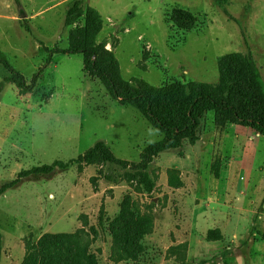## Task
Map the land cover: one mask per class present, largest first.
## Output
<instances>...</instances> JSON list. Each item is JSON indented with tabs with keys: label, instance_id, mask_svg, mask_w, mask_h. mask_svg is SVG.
<instances>
[{
	"label": "rangeland",
	"instance_id": "1",
	"mask_svg": "<svg viewBox=\"0 0 264 264\" xmlns=\"http://www.w3.org/2000/svg\"><path fill=\"white\" fill-rule=\"evenodd\" d=\"M22 1L24 14L0 0V52L31 84L49 50L70 48L85 15L65 26L71 0ZM84 1L102 16L95 42H107L125 79L217 83L218 60L231 52L251 54L264 78V0ZM175 9L191 12L194 26L175 25ZM8 75L0 64V186L99 140L130 165L73 164L2 193L0 264H23L49 232L72 234L85 264H264V135L236 123L218 128L207 111L196 141L153 157L149 189L131 164L165 135L87 74L83 54H53L27 92Z\"/></svg>",
	"mask_w": 264,
	"mask_h": 264
},
{
	"label": "trees",
	"instance_id": "2",
	"mask_svg": "<svg viewBox=\"0 0 264 264\" xmlns=\"http://www.w3.org/2000/svg\"><path fill=\"white\" fill-rule=\"evenodd\" d=\"M223 5L227 0H215ZM18 10L24 14L22 0H15ZM226 10V9H225ZM228 13V11L226 10ZM85 15V24L72 31V45L68 49L53 48L44 64L32 77L31 84L16 69L4 53L0 52V64L9 74L5 81L22 88L24 92L32 89L45 68L50 64L53 54L81 53L84 56V69L87 74L97 76L106 90L121 104L137 108L164 138L148 145L141 154V161L131 164L140 171V175L152 189L153 183L148 168L158 153L178 148L183 140L196 141V131L201 118L207 111L215 112V124L218 128L227 123L249 126L264 135V78L262 70L251 54L243 55L231 52L222 55L219 60L220 77L217 83L191 80L188 82H170L153 85L144 79L132 77L125 79L115 53L106 48L107 42L96 43V37L102 28L100 12L91 6L86 7L84 0H71L66 8L65 26L76 23ZM24 16V15H21ZM172 21L180 28L194 26L195 17L187 10L175 9ZM30 32L28 24L25 25ZM3 82L0 83V90ZM96 162H110L127 168L130 163L116 157L105 141L99 140L85 153L69 161L55 160L52 164L35 165L23 169L17 177L3 182L0 195L20 184L24 178H49L58 170H67L71 165H88ZM110 178V177H109ZM171 178L172 186L178 183ZM117 237H120L116 233ZM133 237L134 239L136 238ZM72 234L45 233L38 244L29 247L23 264H85L83 251L73 240ZM138 243L132 241L130 249H137Z\"/></svg>",
	"mask_w": 264,
	"mask_h": 264
},
{
	"label": "crops",
	"instance_id": "3",
	"mask_svg": "<svg viewBox=\"0 0 264 264\" xmlns=\"http://www.w3.org/2000/svg\"><path fill=\"white\" fill-rule=\"evenodd\" d=\"M22 5H23V1H22ZM24 6V5H23ZM34 16V15H33ZM37 15H35V17H36Z\"/></svg>",
	"mask_w": 264,
	"mask_h": 264
}]
</instances>
